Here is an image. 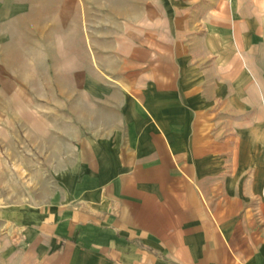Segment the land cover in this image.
Here are the masks:
<instances>
[{"label":"crops","instance_id":"crops-1","mask_svg":"<svg viewBox=\"0 0 264 264\" xmlns=\"http://www.w3.org/2000/svg\"><path fill=\"white\" fill-rule=\"evenodd\" d=\"M1 141L0 264H264V0H0Z\"/></svg>","mask_w":264,"mask_h":264},{"label":"rangeland","instance_id":"rangeland-1","mask_svg":"<svg viewBox=\"0 0 264 264\" xmlns=\"http://www.w3.org/2000/svg\"><path fill=\"white\" fill-rule=\"evenodd\" d=\"M5 142L1 141L0 142V198L1 201L4 198V195L9 193V187H6L7 185L10 184L11 178L13 175L17 176V178H22V180L27 181L29 184L34 182L35 176H37L38 174H34V173H27V172H20L16 171L15 174L13 172H11V168L10 165H12L13 163H11V161L9 160L8 157L5 156L4 154V146ZM16 170H19L18 168ZM42 174V173H41ZM45 179H50V177L52 176L51 173H43Z\"/></svg>","mask_w":264,"mask_h":264}]
</instances>
